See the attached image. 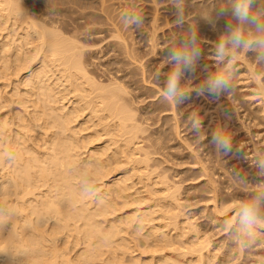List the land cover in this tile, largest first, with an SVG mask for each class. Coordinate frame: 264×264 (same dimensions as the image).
Returning a JSON list of instances; mask_svg holds the SVG:
<instances>
[{
    "label": "bare ground",
    "instance_id": "1",
    "mask_svg": "<svg viewBox=\"0 0 264 264\" xmlns=\"http://www.w3.org/2000/svg\"><path fill=\"white\" fill-rule=\"evenodd\" d=\"M76 1L77 0H0V264H189V263L191 264V261L193 262L192 264H194V263H196V264H207V263L213 264L214 262L216 263V261H215V259H216L215 255L216 254L214 256L213 255L211 256V254H212V252L218 251L219 249L214 250V251H212L213 250L212 248H211L212 250L210 249V245L212 243L211 241L213 239L210 240L209 235L212 233H208L209 230H206L208 227H203L202 224L197 225L200 220L198 222H195V225L193 224L194 222H192V220L197 218V216L195 217V216L191 215L192 217H190V218L188 217L189 215L186 213L187 211H184V208H186L188 206L184 207L185 203L183 201V198L181 201V199L179 197V195L182 194L179 192V189L180 188L184 189L183 187H181V185H179L181 180H178L175 182V179L174 178L172 179L170 174H168V173H170L169 170H171V169H169L170 166L169 167L168 166L162 167V165H163L162 163H165V161H164L165 157L164 158H159V157L157 158V156L155 155L158 152H160V154L164 153L165 152L164 149L166 147L168 148V146L170 145L169 141H168L169 139L167 140L168 136H166L168 134L167 132H166L165 136H166V140L168 142H166V144H165V141H166L165 136H162L163 134H158L159 129H160V131L162 129V131H164V132L166 129L165 128H159L158 130L156 129L157 133H154V130L150 131L148 129V127L150 126L149 123H148L149 126L146 127L147 123L140 120V116L142 119V116L144 115L143 113L146 111L145 110L146 108L144 109L145 111H143V113L139 114L141 112V110L138 113V110H139L138 107L140 106V104H139V106L136 104L137 96L135 95L136 92L134 93L133 91L134 90L136 91V89L139 87L138 82L140 84H141L140 81H142V80H143V82L144 81L147 82L148 81L147 78L150 76H148L146 70L144 71L145 68H142V66H141V68L143 69V70L142 69L141 70L146 72L144 74L148 76L146 78V76L143 75V72L142 71L140 72V68L138 67L139 65L137 62H139V61L141 62L143 59V56L139 55V59H140V56H142L141 57L142 59L137 61V59H138L137 56L141 50L138 52V54L134 52L135 54H137V56H135L133 54V51L134 50L138 51V50L137 49L132 50L133 47L130 45L128 46V44H130V42H131L130 35L132 34V30H130V32L127 33V34H129L128 36L124 35V36H126V37H124V39L129 37L128 39H130V42L127 39H125V41H124V39L122 37L123 32H124L123 30L126 29L127 27H129L128 26L129 24L127 25V23H126V21H128V19H126V20L123 19V20H125L124 23H126V25H127V27H126L122 23L123 20L120 21V19H119L120 17L118 18L117 17L118 15L115 14V11L119 9L118 10L119 12H117V13H119V15L122 16L123 15L122 11H124V10H121V12H120V8H121L120 4H122L123 1L128 3V1H126V0H93L92 2L95 5L92 4V5H87L85 7V6H81L82 4H80V6H77L78 8H80V10L78 9L79 14L78 15L74 14L75 16H78L79 19L81 18V20L84 21L86 23V25L89 24L88 25L89 27L91 25L93 26V24H90V23H96L99 21H100V23L103 22L104 24L102 23V25L103 26L105 25V28L103 27V29L111 30V34L109 31L108 32H109V35H113V36L112 37L109 36V37H111L112 39L115 37L111 41V47L113 48V50H117V54H122L123 57H120L122 55L118 56L116 54V56H118L119 58L115 57L114 60H109L110 66H109V64L107 65L108 67L104 66L103 69L105 67H107V68L104 70V72H102V69H101L102 73L96 72V70L94 69L97 64H95V66L92 65L93 62H91V61L93 60V57H91L92 60L90 59L91 60L90 61L88 56L86 55L87 47L85 48L86 50L84 49V47L87 46L88 43L83 44L82 40L79 39L80 34L82 32H80V31L78 32V29H77L78 23L74 24V26L77 27L74 29V27H71L73 25V21L70 22L69 21L70 19H68V17L66 18V15L65 16L63 15L64 13L67 14V12H64L65 10L75 12L74 11L75 9H74L73 5H71V3H74V5L76 6V3H75ZM81 1H84V0H81ZM94 1H97V4ZM132 1H134V0H131L130 2H132ZM139 1L140 2L143 1L144 6L146 4H149V6L150 5H154V6L159 5V4H157V2H154L155 4L149 3L152 0L151 1L149 0V2H148V0H145L148 2V3L146 2V4H145L144 0H138V2ZM167 1H169V0H167ZM188 1H190V0H188ZM188 1H187V3H188ZM192 1L193 0H191L190 2H192ZM202 1L197 2V3H199V5H200V3L204 2V1L203 2ZM205 1H207V2L202 7V10H203L202 12L206 13V14H204V17L205 16L208 17V14H209V16L212 18L216 17L217 10L220 7L226 6L227 2H228V0H214V2H213V0L212 1L211 0H209V1L205 0ZM159 2L160 1H158V3ZM161 2H162V6L164 3H166L162 0H161ZM169 2L171 3V1H169ZM86 3H87V0H86ZM117 3H118V9L116 7L117 5H115ZM83 4H84V2H83ZM123 4H122V8H123ZM132 4H128V5L132 6V8H133L134 6ZM193 4H194V1H193ZM195 4H196V1H195ZM188 5H189V3H188ZM188 5H187V9H188ZM190 5H192V4H190ZM126 6L127 5L125 4V7H124L125 9H126ZM139 6H140V4H139ZM165 6H167V5H165ZM196 6H198V5H196ZM196 6H194V7L198 8ZM140 7H137V8H140ZM200 7H201V5H200ZM253 7H254L255 11L261 12V14L264 15V0H257V4H255ZM160 9L158 8V11ZM187 9H186V11L189 13V10H187ZM151 10H152V8H151ZM194 11H195V9L192 11V15H193ZM198 11L200 12L201 10H198ZM202 12L199 13L200 15L198 14V19L200 20L201 23L197 22L194 25V27L192 25V28H201L202 29L203 27L206 26V23L208 21L205 19H207V17L204 18L201 14ZM158 14H160V11ZM115 15H117L116 16L117 18L115 17ZM132 16H131V18H132ZM152 16H153L152 17L153 19L152 18H151L152 20L150 19V21H152V22H150L151 23V29H153V27H155L157 25L156 23L158 20H160V21L162 20V19L157 20L158 16H159L158 18H161V17H160V15H156V12H155V15L152 14ZM128 17H130V16H128ZM187 17H189V15ZM219 17H222L221 22H220V26L222 24L224 27L226 24V21H227V16H219ZM75 18H74V21H75ZM121 18H125V16L124 17L122 16ZM133 18H134V16H133ZM166 19H167V17H166ZM184 19H186V17ZM218 19L220 20V18H218ZM218 19L216 21H219ZM153 20H156V22H154L156 25L153 23ZM82 21H80V22H82ZM166 21H168V20H166ZM166 21H165V23H166ZM171 21H173V20H171ZM213 21L215 22V20H213ZM69 22L72 23L71 26L69 25ZM75 22H77V21H75ZM119 22H121L124 26L122 27V25ZM193 22H195V21H193ZM100 23H98V24H100ZM152 23L154 26L152 25ZM98 24H96V25H98ZM135 24H137V23L135 22ZM160 24H161V22H160ZM192 24H194V23H192ZM211 24H209V25H211ZM132 25H131V29H132ZM217 25H218L217 23H216V25L214 23V25H213L214 28H216L215 26H217ZM133 26H135V25H133ZM94 27H96V26H94ZM149 27L150 26L148 25L147 28H149ZM82 28H84V27H82ZM209 28H208V30H209ZM79 29H81V28H79ZM89 29H87V30H89ZM94 29H96V28H94ZM127 29H130V28H127ZM169 29L171 30V28H169ZM213 29H212V32L214 33L213 37H215V35H217V34H215L216 31L214 32ZM223 29L224 28H222L221 30L219 29V33H222ZM87 30H86V32H87ZM96 30H95V32H96ZM145 30H147V29H145ZM170 30H168V34L173 32L172 30L171 31ZM215 30H217V29H215ZM82 31H85V30L82 29ZM220 31H222V32H220ZM98 32H96V33H98ZM101 32L103 33V31H101ZM125 32H124V34H125ZM147 32H148V30H147ZM201 32H203V31H201ZM204 32H206V30ZM206 33L207 34L206 35L204 34V37L205 36L207 37V35L209 36V34H208L209 32H206ZM89 34H91V33H89ZM153 34L155 35L156 32L152 33V35ZM159 34L157 36H159ZM163 34H161V35H163ZM176 34H175V37H177ZM141 35H143V34H141ZM154 35H153V38L154 37L158 38L156 35L155 36ZM250 35H254V34H250ZM147 36L151 37L148 34H147ZM173 36H174V34H173ZM102 37H105V36L103 35ZM109 37L107 35V39H110ZM171 37H172V34H171ZM200 37H201V35H200ZM120 38H122V39H120ZM153 38L147 39V40H149V39L152 40L150 42V44L151 43L153 44V40L155 39V38L154 39ZM177 38H181V37L179 36ZM202 38H203V36H202ZM208 38H211V37H208ZM159 39H160V37H159ZM212 39H214V38H211V40ZM101 40H102V38L100 39V42H101ZM126 40L128 41V43L126 42ZM184 40H185V38H183V41ZM216 40H217V38H216ZM156 41H157V39H156ZM156 41L153 45H150V47L151 46H152V48L153 47L155 48V46H156V48L159 47V46H157L158 42H156ZM173 41L175 42V40H173ZM133 42H135L134 38H133ZM148 42H147V44H148ZM95 43L93 42V43H89V44H91V46H92ZM210 43L212 44V42H210ZM214 43H216V41ZM177 44H180V43L178 42ZM177 44H176V46H177ZM83 45H84V47H83ZM109 45H110V43H109ZM181 45H182V43H181ZM179 46H177V47H179ZM89 47H90V45H89ZM135 47H137V46H135ZM112 48H111V50H112ZM152 48H151V50H152ZM138 49H141V48L138 47ZM154 50L155 49H153V51ZM149 51H150V49H149ZM242 51L245 53L247 50L246 51L242 50ZM242 51H240V52H242ZM242 53H240V54H242ZM124 54H125V56H124ZM140 54H141V52H140ZM243 54H242L243 59L242 58L241 59L245 63L247 62L246 65H245V63L243 64L244 67L249 66L247 68V72L253 71L254 75L256 77L252 74L255 78H253V76H252V80H249V77L251 79V76H250L251 72H250L249 74H247L249 76V77L247 76L248 80L246 78V80L248 82L244 81V79H242V77L246 75L247 72H245V75L243 74L241 79L243 80V82H245V83L247 82V85L245 83L244 84L246 87L248 86V88L250 87V85H248V83H251V81H254V79L258 80V82L256 81V83L260 84L261 88L258 89L256 87L259 85H256L253 88L254 89L256 88L255 91L257 89L258 90L261 89L260 91L263 94L259 93L257 95V93H256V96L254 95V97L258 98V96H263V100H264V77L263 78L261 77L263 75L261 73H264V60L257 59V53L255 51H248L247 57L246 56L244 57ZM93 56L96 57V55H93ZM144 56L146 57V55H144ZM238 56H240V55H238ZM238 56H237V58L240 59V57H238ZM95 57H94V59H95ZM128 57L130 59L126 60V59H128ZM96 59H97V57H96ZM151 59H153V58H151ZM241 59H240V63L237 62V66H238V63L240 66ZM97 62H99V61H97ZM106 62L108 63V61H106ZM140 62H139V64H141ZM142 62H144V61H142ZM100 64H99V66H100ZM144 64L145 63H142L141 65H143V67H144ZM147 64H149V63H147ZM254 66L257 68L255 69ZM241 67L240 68L237 67V68L241 69ZM244 67H242V68H244ZM96 68L98 69V65ZM157 69H159V68H157ZM224 70H226V69H224ZM237 71H239V70H237ZM25 72H27V73H25ZM138 72H139V74L142 73L140 76H145L144 79L142 77H141L142 79L139 78L140 76H139V74H137ZM243 72L241 71V73H243ZM22 73L24 75H22ZM241 73L237 74L238 76H236V78L238 77V80L240 78L239 75ZM150 78H152V77H150ZM232 79H233V77H232ZM190 80H192V79H190ZM236 81L237 80L235 79V82ZM239 81H237V82H239ZM152 83H154V81ZM254 83L252 82V85ZM151 85H153V84H151ZM145 86L149 87L150 84L145 85ZM188 87L189 86H187V88ZM242 87L238 86L239 90L244 91V89H240ZM243 88H245V87H243ZM142 89H143V87H142ZM145 89L146 88H144V90ZM156 89H159V88L157 87ZM246 90H245V92H247ZM248 90H249L248 92L251 91L250 89H248ZM140 91H141V87H140ZM243 91H242V93H243ZM157 92H160V91L155 90L154 94ZM137 93H138V91H137ZM148 93H149V95L152 94L150 92H148ZM252 93H249V95H248L249 99H250V96ZM246 94H248V93H245L244 95L242 94L243 98H245L247 96ZM159 96L160 95H158V97ZM248 96L246 97L247 99H248ZM141 97H143V96H141ZM138 98H140V95ZM157 99H159V98H157ZM236 99H237V97L235 98V101H236ZM253 99L254 98H252V100H251L252 102H253ZM168 100L166 103L168 105H170V102H171L170 107H173L174 106L173 100H171V101L169 100V103H168ZM260 100H261V98L259 100H257V102ZM237 101H239V100H237ZM249 102H250V100H249ZM257 102L254 101L253 103H257ZM262 102H264V101H262ZM151 103L152 102H150V105H151ZM235 103H233V104L236 105ZM134 104H136V106ZM259 104L262 105L263 103L259 102L255 106H257V105L259 106ZM156 106H159V102L157 105L155 104V106H154L155 109H157V111H158L159 109ZM236 106H235V110L237 112L238 109H236ZM154 107L150 108L151 113H152V109ZM241 107L242 106H240V108ZM263 107H264V105H263ZM159 108L161 109V106H159ZM258 108H261V107H258ZM163 109L165 111V107ZM250 109H251V107H250ZM254 109H255V107L252 106L251 110H254ZM148 110H149V108H148ZM148 110H147V112H145V114L149 112ZM168 110H170V108H168ZM168 110L166 112H168ZM171 110H172V108H171ZM257 110H260V109H257ZM257 110L255 109V111H257ZM153 111H155V110H153ZM174 111H175V109H174ZM174 111L172 110V114L175 116L176 114H174L175 113ZM243 111H244V109H243ZM245 111H246V109H245ZM159 112H162V111L159 110ZM246 112L248 113V110ZM260 112H262L261 116L263 117L264 111L262 110ZM154 113H156V112H154ZM259 113H258V115H259ZM173 115L170 114V118ZM243 115H246V114L243 113ZM164 116H165V114H164ZM174 116L172 117L173 119L171 121H175ZM178 117H180V116H178ZM253 117H254V115H253ZM253 117H252V119H253ZM262 117H260V118H262ZM238 118H239V115H238ZM146 119L147 118L145 116L144 120H146ZM175 119H177V118L175 117ZM256 119L258 121L257 117H255V120L254 119L253 120L255 122H257ZM263 119L264 118H262V120ZM166 120L168 123V119H166ZM178 120H177L176 126H179L178 124H180L182 119L180 120V122H178ZM240 120H241V118H240ZM250 120H248V122ZM253 120H252V122H253ZM142 122H144L145 125ZM193 122H194V120H193ZM240 122H242V121H240ZM175 123H176V121L174 122V125H175ZM171 124H172L173 128L171 127ZM247 124H249V123H247ZM257 124H259V122H257ZM174 125H173V123H169L168 126H163V127H169L168 131L170 129H173V131L171 130V132L172 133L175 132V136H176L177 134H180V131H179V133H177L178 128L176 127V129H175ZM253 125H254V123H253ZM255 125H254V128L257 130L259 126L256 128ZM157 126H159V125H157ZM261 126L264 127V125H261ZM159 127H161V126H159ZM245 128H246V126H245ZM163 129H165V130H163ZM248 129H252V127L248 128ZM248 132H249V130H248ZM259 133H260V135H261V133L264 134L263 128H262L261 132L259 130ZM259 133H258V135H259ZM170 135H172V134L170 133ZM173 135L171 136L172 139L174 137ZM260 135H259V137H260ZM255 136H256V134H255ZM171 137H170V139H171ZM184 137L182 136L180 138L183 140ZM262 138H264V136ZM172 139L170 140L171 142L173 141ZM175 139H178V138H175ZM200 139L202 140V138H200ZM261 140H263V139H261ZM183 142H186V141H183ZM188 143H187V145L189 146V144H191L192 142L189 144ZM179 144H180V142H179ZM255 144H256V142H255ZM191 145H193V144H191ZM170 146H172V145H170ZM170 146H169V148H170ZM199 146L202 147L201 145H199ZM254 146L255 145H252V146L250 145V147H253V148H254ZM258 146H260V145H258ZM210 147H211V145H210ZM207 148H209V147L207 146ZM247 149H248V147H247ZM162 150H164V151L161 152ZM171 150H170V152H171ZM180 150H181V148H180ZM184 150L186 151V149H184ZM195 150H197V149H195ZM195 150H194V152H195ZM253 150L259 151V149H256V148H254ZM217 151H218V149H217ZM256 151H255V153H256ZM166 152H169V151H166ZM198 152H199V150H198ZM192 153H191V155H192ZM208 153H210V152H208ZM167 154L168 153H166V156H167ZM170 154H168V155L170 156ZM195 154L198 156L199 153L198 154L195 153ZM257 154H259V153L257 152ZM257 154H255V155H257ZM260 154H261V152H260ZM161 155H164V154H161ZM171 155H173V154H171ZM202 155H203V153H202ZM202 155L199 154V156L196 158L200 157L202 159V157H201ZM207 155L208 154L204 153V156H206V161H207L208 157L210 158V156L207 157ZM250 156H251V154H250ZM259 156H264V155H259ZM170 157H172V156H170ZM179 157H181V156H179ZM189 157H191V156H189ZM216 157H217L216 159L219 158L218 153L216 154ZM193 158H194V155H193ZM196 158H194V159H196ZM161 159L163 160L162 163H161V161H162ZM176 159H177L176 163H178V159L180 160L181 158H176ZM262 159L264 161V157H261L260 160L262 161ZM167 160H169V159H167ZM197 161H195V162L197 163ZM181 162H184V161H180L179 163H181ZM204 162H202V164ZM216 162H218V161H216ZM206 163L208 164L209 161ZM207 164L202 165V167L206 166V169L210 168L208 170L212 171V174H210L211 173L210 171H208V172H210V173H208L207 170L201 171V173H204V171H205L206 173L210 174V176H208V174H207V177H211V175L217 176L218 173H223V172L226 173L228 171V170L225 171L226 168L224 167V165L221 166L222 165L221 164L220 166L218 165L219 168L218 167L217 168L220 169V167H223L224 169H222V170H224V171L218 172L215 175L216 171L215 172L213 171V170H216L215 167L214 168H211L210 166L208 167ZM215 164L217 166V164H220V163H215V161H214V165ZM158 165L162 167L161 168L162 170H160ZM211 165H212V163H211ZM200 167H201V165H200ZM170 168H173V167H170ZM253 168H252V170H254ZM167 169H169L168 172H167ZM188 169H189V167H188ZM202 169H205V167H203ZM180 170H181V168H180ZM188 172H189V170H188ZM213 172H214V174H213ZM228 172H227V174H230ZM197 173H199V170L197 171ZM201 173H199V174L201 176H204ZM153 174L157 177H154ZM179 174H181V172ZM179 174H178V176L177 175H175V176L181 177V175H179ZM200 175H198V176L195 175V176L199 177ZM222 175L223 174H221V176ZM172 176H174V174ZM191 176H192V173H191ZM191 176H189V177L191 178ZM230 176H231V174H230ZM156 178H158V179H156ZM211 178H212L213 183H214V181H216V179L213 176ZM211 178H209V179H211ZM209 179L206 180L207 181L206 184L211 181ZM186 181H188V180H186ZM249 181L250 180H248V182ZM259 181H260V179H259ZM216 182H219V180H217ZM232 182H233V180H232ZM235 182H236V180L234 179L233 183H235ZM261 182H263L262 179H261ZM201 183H203V181L200 182V184ZM228 183L229 182H227V184H226V182L223 183V184H225L226 190H228L230 187H231V189L233 188L232 187L233 185L231 182H230L231 186H230V184H229V186H226V185H228ZM247 183L245 182V184H247ZM155 184L157 186L158 185L160 186V184L162 186L164 184V187L163 188L160 187L161 189H159V187L157 188L156 186H154ZM204 184H203V186L206 185V184L205 185ZM215 184H217V183H215ZM235 184H238V182H236ZM212 185L213 184L211 183V185H209V186H212ZM252 185H254V184H251V186H248V187H251L250 189L254 190L252 188H256V187H253ZM255 185H256V183H255ZM179 186H180V188H179ZM194 186H195V184H194ZM194 186L192 184V186L190 188H192ZM197 186L200 187L199 183H197L196 187H194V188H197ZM209 186L207 189H209ZM213 186L216 187V185H213ZM239 186H241L239 188H243L242 187L243 185H241V183L239 184ZM246 186L244 188H246ZM261 186L264 187L263 185H260V187ZM212 187L210 188L211 190H212ZM217 187H219V186H217ZM217 187L215 188L216 190H217ZM227 187H229V188L227 189ZM237 187L238 186L236 185V188ZM260 187H258V188H260ZM190 188H189L188 192H191ZM194 188H192V189L196 192V190ZM246 189H247L246 191H248V188H246ZM185 190H187V189H185ZM203 190H205L204 192L211 191V190L206 191L205 187L203 188ZM234 190H235V188H234ZM260 190H261V188H260ZM163 191H166V192L164 193ZM256 191H257V189H256ZM162 192H163V194H161ZM182 192L186 193V191H184V190H182ZM199 192H202V190H199ZM211 192H209V193H211ZM243 192H245V191H243ZM214 193H215V196H213V199H214V197L217 198L216 197L217 192L214 191ZM235 193H237L236 190H235ZM187 194H189V193L184 194V198L187 196ZM219 194H220V192H219ZM245 194H247V192ZM202 195H204V194L202 193ZM229 195L231 196L232 194L230 193ZM258 195H260V193H258ZM205 196H206V194H205ZM232 196L228 200H230V199H231L230 201H232L234 199L236 200L237 195L235 196V194H234ZM188 197L189 196H187L186 198H188ZM207 197H210V196L207 195ZM162 198H164L165 200H163ZM195 199H196V197H195ZM188 200H189V198L187 199V201ZM197 200H199V199H197ZM197 200H194L195 203ZM201 200H203V199H201ZM206 200H208V199H206ZM226 200L227 199L223 195L220 196V198L218 200L221 203L220 206H218V204L216 203L217 199L215 200V202H214L215 206L213 205L214 206L213 207V214L215 213L214 211L217 208L218 209L216 212H218V211L220 212L222 210V209H220V207L223 208L224 205L227 206V203H230V201L228 202V200L227 201ZM239 200H242V199H241V197L239 199V196H238L237 201H239ZM225 202H227V203L225 204ZM239 202H242V201H239ZM243 202H244L243 204H245V202H247L246 198ZM216 204H217V208H216ZM233 204H234V202H233ZM158 205H159V208H158ZM179 205L182 207L183 210L180 208L181 209V211H180ZM204 206L206 207V205H204ZM226 206L223 208L224 209L223 212L226 211V209H225ZM235 207L236 206H234V208ZM158 209H160V210L158 211ZM189 209H191V208H189ZM260 210H262V209H260ZM160 211H161V213L158 214V212H160ZM183 211L186 213L187 216H185V217L188 218V221H190L189 222L190 224L187 222V220H186L187 218H183V221L186 223V226H184V224L182 222L180 226H183V227H179V228L183 230V228H186L188 225H190V226L192 225L191 228L194 225L196 227V229H195V227H193L192 229H194V231L198 230L200 232L201 229L199 230V228H200L199 226H201L204 229L206 228L205 230L202 229L203 232L206 231V233H203L204 235H202V237L207 236L206 234H208L207 237H203V238L201 236L196 237L197 235H199L198 231L195 233L192 229L189 228L190 227L189 226L188 228L184 229L185 232H183L182 230L180 231V232H183L182 236H184V235L186 236L188 234L187 232L190 233V231L192 230L195 235L197 234L195 236L196 238L194 236H191L189 239L186 238L188 241L186 239L181 240L180 238H182V237L179 238L180 235L179 236L177 235L176 229H175V228L179 229L178 228L179 224L175 223V222L182 221V220H179V218L183 214H185ZM263 212L264 211L262 210L260 215H262ZM213 214H211V215H213ZM233 214H234V212H233ZM215 215H216V213L213 216H215ZM213 216H212V219H213ZM177 217H179V218H177ZM233 217L236 218V216H233ZM233 217H231V220H233ZM262 217H264V216H262ZM192 218H194V219H192ZM177 219L179 221H177ZM172 220H173V222H172ZM213 220L216 222L215 219H213ZM219 220H218V223H220ZM261 220L262 221H258V222L261 223L264 221V219H261ZM222 222H223V220H222ZM172 223L174 224L173 226H175V224H178L175 226V228L172 226V228L175 229L174 233L176 235L171 231L173 229H170L168 227L166 228V226H168L169 224L171 225ZM202 223H204V222H202ZM260 223H259V225H260ZM220 224H222V223H220ZM228 224H230V222ZM207 225H205V226H207ZM263 225H264V222H263ZM211 226H213V225H211ZM228 226H225V227H228ZM241 226H242V228L244 227L242 224H241ZM197 227H199V228H197ZM237 227L240 228L238 226V224H237ZM234 228H236V225ZM242 228H240V230H242ZM256 228L257 227H255V230H254L256 236L253 232L255 239L252 238L253 237L252 233L248 232L250 229L246 228L248 230L247 231L248 234L246 232H242L243 230L241 231L242 235H243V233H246V235L250 234L252 236L251 237L249 235V237H251V238L247 242H246V240L249 237L248 236L247 237L242 236L246 239L245 242L247 243V245L248 244L250 245L249 241H251V240L255 241L256 240L257 232H258L257 230L259 229L258 228L256 230ZM221 229L219 231H221ZM186 230H187V232H186ZM238 230L239 229H237V231ZM244 230H245V227H244ZM250 231L252 232V230H250ZM180 232H178V234ZM240 236L241 235L239 233L238 237L241 239ZM260 236L262 237V235H260ZM263 236H264V234H263ZM231 237L233 238V234ZM238 237H237V240H238ZM192 238L195 240L192 241L193 240ZM217 238L219 239V237H217ZM243 239H241V240H243ZM221 240L223 241V239H221ZM221 240H220V242H218V245H219V243L221 245ZM241 240H238L239 242H236L238 249L235 248L237 246L234 247L232 242H230L232 245H230L227 248L226 246L229 245V243H227L228 239H227V242L225 240H224V242H222V244L225 242L227 244V245L224 244V246L226 248L225 249L226 253L221 251V249L219 250V251L223 252V255L221 254L223 257L222 256H221L222 258L220 257L219 264H223V263L227 264V261H231V262H228L229 264H231L232 259L234 260L233 264L235 261H237V259L234 256H232V254H234V253H231V252L235 251V249H236V250H240V256H241V253L242 254L244 253L243 250L245 248L242 249V247H244V242L242 241L243 242V245H242V243L240 242ZM259 240L264 242V240L261 238H259L258 241ZM252 241H251V243L253 244ZM258 241L255 243H257L258 245L260 243H262V242L258 243ZM234 243H235V241H234ZM236 243H235V245H236ZM246 243H245V245H246ZM257 244L252 245V246H256V247H252V246L249 247V248H253L252 252L255 248L258 247ZM183 245L188 247V248L185 247L186 248L185 249ZM218 245H214V248H215V246H216L215 249L219 248L220 245L219 246ZM181 247L183 248L184 253H183V250L180 249ZM222 247H223V245L220 246V248H222ZM233 248H235V249L233 250ZM259 248H260V246H259ZM248 249H247V251H248ZM241 250L243 252H241ZM219 251L217 253H220ZM247 251L245 252V254H247V255L244 254V256L250 257L248 254L249 251L248 252ZM250 251H251V249H250ZM254 251H256V250H254ZM210 252H211V254H210ZM256 252H255V254H254V252L252 254L257 256V257H259V256L261 257L264 254L263 253L264 251L260 255H259L260 251H258L259 252L258 255H256L257 254ZM187 253L188 254L190 253V257L192 258L191 260H189L190 258H186ZM249 253H251V252H249ZM182 254L185 257L182 256ZM238 254H239V252L236 253V256H237L238 262H239L243 258H240V256L238 257ZM253 255L251 256V258L253 257ZM188 257H189V255H188ZM207 257H209L210 260H211V257H212V259L214 257V259H213L214 261L212 260L213 263ZM230 257H231V260H230ZM248 257H246V258L249 262H251L253 264H255V263L260 264L259 261H258V263L255 261L256 260L255 258H254V262H253L252 260L248 259ZM239 258H240V260H239ZM207 259L210 262H208ZM260 259H262V261H264L263 260L264 256H262ZM218 260H219V258H218ZM242 261L244 262L245 259ZM242 261L237 263V264L243 263ZM249 262L245 261V264L246 263L248 264ZM251 263H249V264H251ZM235 264H236V262H235ZM261 264H262V262H261Z\"/></svg>",
    "mask_w": 264,
    "mask_h": 264
},
{
    "label": "rangeland",
    "instance_id": "2",
    "mask_svg": "<svg viewBox=\"0 0 264 264\" xmlns=\"http://www.w3.org/2000/svg\"><path fill=\"white\" fill-rule=\"evenodd\" d=\"M81 0H77L75 3H76V6L74 5V3H71V5H73V7H74V11L75 12H73V11H64V12H67V14L66 13H64L63 15L65 16L66 15V18L68 17V19H70L69 21L70 22H72L73 21V25L71 26V24L72 23H70L69 22V25L71 26V27H74V29L75 28H77L78 29V32L80 31V32H82L81 34H80V40H82V43L83 44H89V43H95L94 45H92L91 46V44H89L90 45V47H89V45L87 44V46H85L84 47V45H83V47H84V49L87 47V51H86V55L88 56V58H89V60L91 59V57H93V60L91 61V62H93L92 63V65L93 66H95V64H97L98 65V69L96 68L97 67V65L95 66V70H96V72H99V73H102V72H104V70L108 67L107 65L109 64V60H114L115 59V57L117 58L118 56H120V55H122V54H117V50H113V48L111 47V41L115 38H111L113 35H109V32H110V34H111V30H105V29H103V27L105 28V25L103 26L102 25V23L103 22H101L100 23V21L99 22H96V23H90V24H93V26L91 27H89L88 25L89 24H87L86 25V23L84 22V21H82L81 20V18L79 19V17L78 16H75V15H78L79 14V10H80V8H78L77 6H80V4H82L81 6H87V5H95L92 1L93 0H87V3H86V0H84V1H81ZM126 1H128V3L127 2H124L123 1V8H122V4H120L121 5V8H120V12H121V10H124V11H122V16L124 17L125 16V18H121L122 16L121 15H119V13H117V12H119L118 10V3L117 4H115V5H117L116 7H117V9L118 10H116L115 11V14H117V15H115V17L117 16L119 19H120V21H122L123 19H128V21H126V23H127V25L129 26V27H127V25H126V23H124V21L125 20H123L122 21V23L127 27V28H130V29H127L126 27V29H124L123 31L125 32V34H124V32H123V39H124V37H126V36H124V35H129V34H127V33H129L130 32V30H132V34L130 35V39H131V42H130V39H128V38H125V39H127L129 42H130V44H128V46L130 45V46H132L133 48H132V50L133 49H137L138 51H136V50H134L133 51V54L135 55V56H137V54H138V52L140 51L141 52V54H140V52H139V54H138V56H137V61H139L140 59H142L141 57L143 56V59H142V61H144V62H140L141 64L142 63H145L144 64V67H143V65H141V64H139V62H137L138 63V67L140 68V72L143 70L142 68H145L144 69V71L146 70V72H147V74H148V76H150V77H152V78H150V77H148L147 75H145L144 73H146V72H144V71H142L143 72V75H145L146 76V78H147V82H143V80L142 81H140L141 82V84L138 82V84H139V87L136 89V91L134 90L133 92L135 93L136 92V96H137V101H136V104L139 106V104H140V106L138 107V113L140 112V110H141V112L139 113V114H141V113H143V111H145V112H147V110H148V108H149V112L148 113H146L145 114V112L143 113L145 116H146V120H144V118H145V116L143 115L142 116V119H141V116H140V120L141 121H144L145 123H147V125H146V127L147 126H149V124H150V126L148 127V129L150 130V131H153L154 130V133H157V130L159 129V128H165V129H163V130H165V132L164 131H162V129H161V131H160V129H159V131H158V134H163L162 136H165L166 135V132L168 133L166 136H172L173 134V139H172V137H171V139L174 141H170L171 139H170V137L168 138L167 137V140L169 141V144L170 145H172V146H170L168 143V145L170 146V148H169V146H168V148L166 147L164 150H165V152L164 153H161V154H164V155H161L160 154V152H158L157 154H155L156 156H157V158L159 157V158H164L165 157V163H162L163 162V160L161 161V163L163 164L162 165V167L163 166H170V167H173V168H170L169 167V169H171V170H169V169H167V172H168V170H169V172L170 173H168V174H170V176H171V178L173 179H175V182L176 181H178V180H181V184L179 183V185H181V187H183L184 189H182V188H180V186H179V192L180 193H182L181 195H179V197H180V199H181V201H182V198H183V201H184V207H186V206H188V207H186V208H184V211H187L186 213L189 215L188 217L190 218V217H192V216H197V218H192V219H194V220H192V222H194L193 224L195 225V222H198L199 220V222H198V224L197 225H203V227H208L206 230H209L208 231V233H212V234H210L209 235V239L211 240V239H213L211 242V245H210V249L212 250V251H214V250H220L221 249V251H223L224 253H226V248H225V246H224V244H226V242H227V239H228V242L227 243H229V245L228 246H226L227 248L230 246V245H232L230 242H232L233 243V245H234V247L235 246H237V243L236 242H239L238 240H241V239H243L244 237H242V236H248L249 237V235H246V233L248 234V232L249 233H252V235H253V237L252 238H254V234H255V232H254V230H255V227H257L256 228V230L258 231L257 232V237H256V240L258 241V239L259 238H261V239H263L264 240V236H263V234H264V225H263V222H258L257 224H256V226L255 227H253L252 229H250V230H252V232L249 230H247L246 228H245V230H244V227L242 228V226H241V221H240V219H239V217H240V208L242 207L241 205H243V201L245 200V198H246V201L247 202H245V203H248V202H250V201H252L253 199L254 200H258V201H260V204H259V207H260V209H262L263 211H264V187H260V185H263L264 186V168H262L260 165H262V164H264V161H263V159H262V161L260 160L261 159V157H264V156H259V155H264V138H262L263 136H264V134L263 133H261V135H260V133H259V130H260V132L262 131V128H263V131H264V127H262L261 125H264V119L262 120V118H264V112H263V117L261 116V114H262V112H260V111H264V107H263V105H264V102H262V101H264L263 100V96H258V98H256V97H254V95L256 96V93H257V95L260 93H262L260 90H258L259 88H261L260 87V84H258V83H256V81L258 82V80H256V79H254V81H251V83H248V85H250V87L248 88V86L246 87L245 86V84L247 85V80H248V75L247 74H249L251 71H249V72H247V68L249 67V66H245L244 67V61H242V59H243V56H242V54L244 53L243 51V53L242 52H239V54L238 55H240V56H238V57H240V59H241V64L243 65H241L240 64V66H239V63H240V59L239 58H237L236 57V62H239L238 63V68H240L241 66L242 67H244V68H242L241 67V69H238L237 68V70H239V71H236V75H234L233 76V79H232V81H233V88H234V93H232L231 95H227V96H221V97H219V98H213V97H211V96H207V95H197L196 93H195V91H194V89L200 84V83H202L207 77H209V76H211V75H213L214 73H216V72H223V71H225L224 69H225V66H223L224 64L223 63H218L216 60H215V55H214V46H215V44L216 43H214L215 41L217 42L218 41V38L220 37V34L221 33H219V29L221 30L222 28H224L223 27V25L221 24V26H220V22H221V18L222 17H219V16H217L216 15V17H213L214 19L213 20H215V25H216V23L219 25H217V26H215L216 28H214V24L212 23H210V22H207L206 23V26L205 27H203L205 30H206V32H209L208 34H209V36L207 35V39L204 37V34L206 35L207 33L206 32H204L205 30L202 28H192V25H193V27H194V25L198 22V23H201L200 22V20L198 19V14L200 13V12H202L203 10H202V7H203V5L207 2V1H205V0H193L194 1V4H193V1L192 2H190V1H188V0H184L183 1V11H184V18L186 17V19H184V23H183V25H177L176 24V22H175V11H176V9L172 6V3H170L169 1H171V0H169V1H165V0H162V1H164V2H166V3H164L163 4V6H162V2H161V0H150L151 2H149V0H148V2L149 3H151V4H155L154 2H157V4H161L160 6L159 5H150L149 6V4H146V2L147 1H145V6H144V3H143V1H139L138 2V0H134V1H132V2H130L129 0H126ZM136 1V2H135ZM158 1H160L159 3H158ZM187 1H188V3H189V5H188V3H187ZM195 1H196V4H195ZM203 2V3H200V5H201V7H200V5H199V3H197V2ZM209 1V0H208ZM212 1V0H211ZM83 2H84V4H83ZM96 4H97V1H94ZM147 2V3H148ZM169 2V3H168ZM213 2H214V0H213ZM133 3V4H132ZM187 3V4H186ZM125 4L127 5L126 6V9L124 8L125 7ZM128 4H132L134 7L132 8V6H130V5H128ZM136 4V5H135ZM139 4H140V6H139ZM143 4V5H142ZM186 6H185V5ZM190 4H192V5H190ZM119 5V6H120ZM165 5H167V6H165ZM187 5H188V9H187ZM196 5H198V6H196ZM131 8H130V7ZM165 6V7H164ZM194 6H196V7H198V8H195ZM115 7V8H116ZM137 7H140V8H137ZM163 7V8H162ZM167 7V8H166ZM170 7V8H169ZM194 7V8H193ZM201 9H200V8ZM82 8V7H81ZM151 8H152V10H151ZM157 8V9H156ZM158 8L160 9L159 11H160V14H158L159 13V11H158ZM166 10H165V9ZM79 9V10H78ZM145 9V10H144ZM163 9V10H162ZM186 9L187 10H189V13L186 11ZM195 9V11H194V13H193V15H192V11ZM201 10L200 12L198 11V10ZM151 10V11H150ZM162 10V11H161ZM155 12H156V15H160V17L161 18H158L157 16V20L158 19H162L161 21L160 20H158L157 21V25L154 23V22H156V20H153V23L156 25L155 27H153V29H151V23L150 22H152V21H150V19L153 17L152 16V14L153 15H155ZM199 12V13H198ZM152 13V14H151ZM75 14V15H74ZM131 14V15H130ZM163 14V15H162ZM165 14V15H164ZM167 14V15H166ZM189 15V17H187L188 15ZM202 14V16L204 17V14H206L205 12H202L201 13ZM73 15V16H72ZM134 16V18H133V16ZM192 15V16H191ZM200 15V14H199ZM76 18H75V17ZM128 16H130V17H127ZM131 16H132V18H131ZM167 17V19H166V17ZM75 18V21H77V22H75L74 21V18ZM78 17V18H77ZM116 17V18H117ZM140 18V22L139 23H137V18ZM191 17V18H190ZM207 16H205L204 18H206ZM210 16H209V14H208V17L207 18H209ZM218 18H220V20L218 19ZM72 19V20H71ZM153 19V18H152ZM151 19V20H152ZM196 19V20H195ZM219 20V21H216V20ZM118 20V19H117ZM166 20H168V21H166ZM171 20H173V21H171ZM189 20V21H188ZM80 21H82V22H80ZM137 23V24H135V22ZM149 21V22H148ZM165 21H166V23H165ZM186 21V22H185ZM193 21H195V22H193ZM160 22H161V24H160ZM165 24H164V23ZM175 22V23H174ZM219 22V23H218ZM77 24V27H75L74 26V24ZM98 23H100V24H98ZM121 25H122V27L124 26L121 22H119ZM153 23H152V25H153ZM173 23V24H172ZM192 23H194V24H192ZM80 24V25H79ZM95 24V25H94ZM96 24H98V25H96ZM104 24V23H103ZM106 24V23H105ZM135 25V26H133V25ZM164 24V25H163ZM191 24V25H190ZM209 24H211V25H209ZM86 25V26H85ZM131 25H132V29H131ZM148 25L150 26L149 28H147L148 27ZM170 25V26H169ZM188 25V26H187ZM208 25V26H207ZM69 26V27H70ZM90 28H88V27ZM94 26H96V27H94ZM101 26V27H100ZM154 26V25H153ZM211 26V27H210ZM82 27H84V28H82ZM96 28V29H94V28ZM210 27V28H209ZM214 29H213V28ZM219 27V28H218ZM221 27V28H220ZM79 28H81V29H79ZM89 29V30H87V29ZM100 28V29H99ZM169 28H171V30L174 32H171V33H169L168 34V30H170ZM208 28H209V30H208ZM213 29V31L215 32L216 31V33L215 34H217V35H215V37H213V32H212V29ZM82 29H84L85 31H82ZM94 31H93V30ZM99 29V30H98ZM102 29V30H101ZM145 29H147L148 30V32H147V30H145ZM165 29V30H164ZM190 29H193V30H196L197 29V31H198V33H199V37H200V35H201V37H200V39H199V43H200V46H201V48H202V55H201V58L199 59V61H198V64H197V66H196V71L194 72V73H190V74H185L183 77H182V79H181V86H182V88H183V90H185V91H187V92H189L191 95H190V98L188 99V100H186V101H182L179 105H177V103L176 102H174L173 104H174V106L173 107H170L171 106V102H170V105H168L166 102H167V100L168 99H166L164 96H162L163 95V92H162V89H163V87H164V85H165V83H166V80H167V77H168V75L170 74V71L172 70V68L174 67V63L175 62H170L169 61V59L167 58V50L170 48V47H177V46H182L181 45V43L183 44V38H187L188 37V34H189V31H190ZM215 29H217V30H215ZM86 30H87V32H86ZM95 30H96V32H98V33H96L95 32ZM105 30V31H104ZM154 30V31H153ZM159 30V31H158ZM170 30V31H171ZM101 31H103V33L101 32ZM109 31V32H108ZM134 31V32H133ZM144 31V32H143ZM158 31V32H157ZM165 31V32H164ZM167 31V32H166ZM169 31V32H170ZM176 31V32H175ZM201 31H203V32H201ZM222 31H224V29L222 30ZM222 31H220V32H222ZM91 33V34H89V33ZM106 32V33H105ZM147 32V33H146ZM156 32V36L159 34V36H157L158 38H153V35H152V33H155ZM188 32V33H187ZM202 34H201V33ZM88 35H87V34ZM95 33V34H94ZM151 33V34H150ZM164 33V34H163ZM166 33V34H165ZM177 33V34H176ZM79 34V33H78ZM102 34V35H101ZM141 34H143V35H141ZM147 34L148 35H152L151 37L156 41V39H157V41L156 42H158V45L157 46H159V47H157L156 48V46H155V48L153 47L152 48V46L150 47V45H153L154 43H155V41L153 40V44L151 43L150 44V42L152 41V40H150V39H152L151 37H148L147 36ZM161 34H163V35H161ZM171 34H172V37H171ZM173 34H174V36H173ZM175 34L177 35V37H181V38H177V37H175ZM105 36V37H102V36ZM107 35H108V37L109 36H111V37H109L110 39H107ZM137 35V36H136ZM154 35V36H155ZM166 35V36H165ZM142 36V37H141ZM170 36V37H169ZM202 36H203V38H202ZM140 37V38H139ZM159 37H160V39H159ZM175 37V38H174ZM208 37H211V38H214V39H212L211 40V38H208ZM102 38V40H101V42H100V39ZM104 38V39H103ZM117 38V37H116ZM133 38H134V41L135 42H133ZM138 38V39H137ZM148 38H150L149 40H147ZM216 38H217V40H216ZM118 39V38H117ZM120 39H122V38H120ZM125 39H124V41H125ZM178 39V40H177ZM108 40V41H107ZM110 40V41H109ZM126 40V42L128 43V41ZM173 40H175V42L173 41ZM180 43V44H177L178 42ZM99 41V42H98ZM137 41V42H136ZM149 41V42H148ZM173 41V42H172ZM214 41V42H213ZM85 42V43H84ZM147 42H148V44H147ZM203 42V43H202ZM210 42H212V44L210 43ZM109 43H110V45H109ZM126 43V44H127ZM139 43V44H138ZM171 43V44H170ZM175 44V45H174ZM176 44H177V46H176ZM203 44V45H202ZM205 44V45H204ZM208 44V45H207ZM110 46V47H109ZM135 46H137V47H135ZM179 46V47H180ZM205 46V47H204ZM108 47V48H107ZM135 47V48H134ZM138 47L139 48H141V49H138ZM207 47V48H206ZM90 50H89V49ZM111 48H112V50H111ZM151 48H152V50H151ZM109 49V50H108ZM148 49V50H147ZM149 49H150V51H149ZM153 49H155L154 51H153ZM213 49V50H212ZM86 50V49H85ZM145 50V51H144ZM111 51V52H110ZM116 51V52H115ZM156 51V52H155ZM246 51V50H245ZM109 52V53H108ZM137 53V54H135V53ZM151 52V53H150ZM247 52H248V50L243 54L244 55V57L246 56L247 57ZM146 53V54H145ZM159 55H158V54ZM240 53H242V54H240ZM116 54L118 55V56H116ZM148 54V55H147ZM157 54V55H156ZM246 54V55H245ZM92 55V56H91ZM93 55H96V57H97V59H96V57L95 56H93ZM139 55H142V56H140V59H139ZM144 55H146V57L144 56ZM155 55V56H154ZM124 56H125V54H124ZM164 56V57H163ZM94 57H95V59H94ZM120 57H123V55L122 56H120ZM153 58V59H151V58ZM119 58V57H118ZM164 58V59H163ZM130 58L128 57V59H126V60H129ZM145 59V60H144ZM162 59V60H161ZM245 59V58H244ZM246 60V59H245ZM97 61H99V62H97ZM106 61H108V63L106 62ZM147 61V62H146ZM150 61V62H149ZM106 62V63H105ZM102 65H101V64ZM147 63H149V64H147ZM247 63V62H246ZM246 63H245V65H246ZM99 64H100V66H99ZM220 64V65H219ZM149 65V66H148ZM172 65V66H171ZM219 65V66H218ZM248 65V64H247ZM104 66H107V67H105L104 69H103V67ZM109 66H110V64H109ZM141 66H142V68H141ZM148 66V67H147ZM100 67V68H99ZM147 67V68H146ZM220 67V68H219ZM224 67V68H223ZM157 68H159V69H157ZM254 68L256 69L257 67H255L254 66ZM100 69V70H99ZM101 69H102V72H101ZM142 69V70H141ZM219 69V70H218ZM222 69V70H221ZM251 69V68H250ZM98 70V71H97ZM139 70V69H138ZM221 70V71H220ZM243 72V73H241V71ZM249 70V69H248ZM153 71V72H152ZM241 73L239 76H240V78H239V80H238V77L236 78V76H238L237 74H239V73ZM245 72H247L246 73V75H245ZM25 73H27V72H25ZM161 73V74H160ZM137 74H139V72L137 73ZM142 74V73H141ZM141 74H139V76L141 75ZM151 74V75H150ZM245 75V76H243L242 77V75ZM254 75V72L252 71L251 73H250V76H251V79H250V77H249V80H252V76ZM261 74H263L261 77L263 78L264 77V73H261ZM22 75H24L23 73H22ZM164 75V76H163ZM197 75V76H196ZM138 76V77H139ZM145 76H140L139 78L140 79H144V77ZM248 76V77H247ZM255 76V75H254ZM253 76V78H255ZM142 77V78H141ZM241 77H242V79H244V81H247L246 83L245 82H243V80L241 79ZM145 78V79H146ZM246 78H247V80H246ZM190 79H192V80H190ZM235 79L237 80V81H239V82H235ZM242 80V81H241ZM154 81V83H152ZM192 81V82H191ZM149 82V83H148ZM156 82V83H155ZM250 82V81H249ZM252 82L254 83L253 85H252ZM143 83V84H142ZM236 83V84H235ZM245 83V84H244ZM149 85L150 84V86L148 87V86H145V85ZM151 84H153V85H151ZM239 84V85H238ZM242 84V85H241ZM141 85V86H140ZM144 85V86H143ZM235 85V86H234ZM256 85H259V86H256ZM152 86V87H151ZM160 86V87H159ZM187 86H189L188 88H187ZM238 86H240V87H245V88H240V89H244V91L243 90H239V88H238ZM257 87L258 89L255 91V89L253 88V87ZM140 87H141V91H140ZM142 87H143V89H142ZM155 87V88H154ZM159 88V89H156V88ZM144 88H146L145 90H144ZM151 88V89H150ZM162 88V89H161ZM253 90H252V89ZM139 89V90H138ZM148 89V90H147ZM161 89V90H160ZM237 89V90H236ZM247 89V90H246ZM248 89H250L251 91L250 92H248L249 90ZM150 92V93H152V94H150L149 95V93L147 92ZM155 90L157 91V90H159L160 92H157V93H155L154 94V92H155ZM239 90V91H238ZM245 90L247 91V92H245ZM137 91H138V93H137ZM152 91V92H151ZM242 91H243V93H242ZM260 91V92H259ZM253 92V93H252ZM255 92V93H254ZM245 93H248V94H246L247 96L249 95V93H252L251 94V96H250V99H249V96H248V99L245 97V98H243V95L245 94ZM160 95L159 97H158V95ZM243 94V95H242ZM263 94V93H262ZM139 95H140V98H138L139 97ZM157 95V96H156ZM242 95V96H241ZM141 96H143V97H141ZM237 97V99H236V101H235V98ZM261 98V100L260 101H258L257 102V100H259L260 98ZM157 98H159V99H157ZM234 98V99H233ZM252 98H254L253 99V102L254 101H256L257 103H253L251 100H252ZM256 98V99H255ZM153 99V100H152ZM166 99V100H165ZM231 99V100H230ZM246 99V100H245ZM151 100V101H150ZM157 100V101H156ZM170 101H171V99H169ZM169 100H168V103H169ZM237 100H239V101H237ZM248 100V101H247ZM249 100H250V102H249ZM139 101V102H138ZM154 101V102H153ZM232 101V102H231ZM150 102H152L151 103V105H150ZM158 102H159V106H161V109L159 108V106H156L160 111H162V112H159V110L157 111V109H155V104L157 105L158 104ZM236 102V103H235ZM239 102V103H238ZM241 102V103H240ZM249 102V103H248ZM259 102H261V103H263L262 105L261 104H259V106L258 107H261V108H258L257 106H255L256 104H258ZM163 103V104H162ZM233 103H235L236 105H234ZM253 103V104H252ZM136 104H134L135 106H136ZM154 104V105H153ZM239 104V105H238ZM177 105V106H176ZM163 106V107H162ZM170 108V110H168V108ZM191 106V107H190ZM212 106V107H211ZM235 106H236V109H238L237 110V112H236V110H235ZM240 106H242L241 108H240ZM252 106L253 107H255V109L257 110V109H260V110H257V111H255V109L254 110H251L252 109ZM152 107H154L153 109H152V113H151V110H150V108H152ZM165 107V111H164V108ZM176 107V108H175ZM250 107H251V109H250ZM146 108V109H145ZM171 108H172V110L174 111V109H175V113L174 114H176L175 116L172 114V110H171ZM240 108V109H239ZM145 109V110H144ZM168 110V112H166L167 110ZM180 109V110H179ZM243 109H244V111H243ZM245 109H246V111L248 110V113L245 111ZM262 109V110H261ZM153 110H155V111H153ZM154 112H156V113H154ZM178 112V113H177ZM240 114H239V113ZM246 112V113H245ZM252 112V113H251ZM255 112V113H254ZM260 112V113H259ZM192 113V114H191ZM243 113L244 114H246V115H243ZM258 113H259V115H258ZM164 114H165V116H164ZM170 114L171 115H173L174 116V120L176 121V123H175V125H174V122L175 121H171L173 118V116H171V118H170ZM180 114V115H179ZM239 115V118H238V115ZM250 116H249V115ZM150 115V116H149ZM152 115V116H151ZM168 115V116H167ZM191 115V116H190ZM237 115V116H236ZM253 115H254V117H253ZM178 116H180V117H178ZM247 116V117H246ZM167 117V118H166ZM175 117L177 118V119H175ZM245 117V118H244ZM250 117V118H249ZM252 117H253V119L255 120V117H257L258 118V121H257V119H256V121L257 122H259V124H257V122H255L253 119H252ZM260 117H262V118H260ZM150 120H149V119ZM160 118V119H159ZM168 119V123H167V120L166 119ZM170 118V119H169ZM238 118V119H237ZM240 118H241V120H240ZM248 118V119H247ZM163 119V120H162ZM179 119V120H178ZM182 119V120H181ZM251 119V120H250ZM177 120H178V122H180V120H181V122H180V124H178L179 126H176V124H177ZM185 122H184V121ZM193 120H194V122H193ZM247 120V121H246ZM248 120H250L249 122H248ZM252 120H253V122H252ZM240 121H242V122H240ZM144 122H142L144 125H145V123ZM154 122V123H153ZM161 122V123H160ZM245 122V123H244ZM262 124H261V123ZM149 123V124H148ZM165 123V124H164ZM169 123H173V125L175 126V129H176V127L178 128L177 130H178V132L177 133H179V131H180V134H177L176 136H175V132H171V130L173 131V129H170L169 131H168V129H169V127H163V126H168L169 125ZM196 123V124H195ZM247 123H249V124H247ZM253 123H254V125H255V127L257 128L258 126V129L256 130L255 128H254V125H253ZM152 124V125H151ZM206 124V125H205ZM247 124V125H246ZM157 125H159V126H161V127H159V126H157ZM183 125V126H182ZM198 125V126H197ZM246 126V128H245V126ZM251 125V126H250ZM153 126V127H152ZM200 126V127H199ZM220 126V127H219ZM228 126V127H227ZM243 126V127H242ZM157 127V128H156ZM171 127L173 128V126H172V124H171ZM252 127V129H248V128H251ZM184 128V129H183ZM192 128V129H191ZM224 128V129H223ZM157 129V130H156ZM189 129V130H188ZM148 130V131H149ZM182 130V131H181ZM248 130H249V132H248ZM252 130V131H251ZM255 130V131H254ZM175 131V130H174ZM188 131V132H187ZM254 131V132H253ZM147 132V131H146ZM160 132V133H159ZM162 132V133H161ZM172 134V135H170V133ZM203 132V133H202ZM257 132V133H256ZM222 133V134H221ZM258 133H259V135H260V137H259V135H258ZM191 134V135H190ZM202 134V135H201ZM213 134V135H212ZM255 134H256V136H255ZM180 135V136H179ZM214 135H219V136H221V137H226L229 141H230V143H231V145H232V147H231V150L229 151V152H221L220 150H219V147H218V145L217 144H215L214 142H213V136ZM166 136H165V140H166ZM184 137L183 138V140L180 138V137ZM212 136V137H211ZM255 136V137H254ZM262 136V137H261ZM257 137V138H256ZM175 138H178V139H175ZM200 138H202V140L200 139ZM181 139V140H180ZM187 139V140H186ZM189 139V140H188ZM199 139V140H198ZM207 139V140H206ZM261 139H263V140H261ZM165 141V144H166V142H168V141ZM198 140V141H197ZM205 140V141H204ZM261 140V141H260ZM180 142V144H179V142ZM183 141H186V142H183ZM189 143H191V144H193V145H191V144H189ZM197 141V142H196ZM203 141V142H202ZM253 141V142H252ZM259 141V142H258ZM195 142V143H194ZM200 142V143H199ZM255 142H256V144H255ZM262 142V143H261ZM175 143V144H174ZM186 146H184L183 144ZM187 143L189 144V146L187 145ZM179 144V145H178ZM201 145L202 147H200L199 145ZM206 144V145H205ZM176 147H175V146ZM192 147H191V146ZM196 145V146H195ZM210 145H211V147H210ZM217 145V146H216ZM250 145L252 146V145H255L254 146V148H256V149H259V151L257 150H253L254 148L253 147H250ZM258 145H260V146H258ZM182 146V147H181ZM194 146V147H193ZM204 146V147H203ZM207 146L209 147V148H207ZM248 147V149H247V147ZM173 149H172V148ZM175 147V148H174ZM178 147V148H177ZM191 147V148H190ZM260 147V148H259ZM180 148H181V150H180ZM189 148V149H188ZM197 149V150H195V149ZM206 148V149H205ZM250 148V149H249ZM252 148V149H251ZM172 149V150H171ZM180 151H179V150ZM184 149H186V151L184 150ZM195 150V152H194V150ZM204 149V150H203ZM210 149V150H209ZM217 149H218V151H217ZM164 150H162L161 152H163ZM170 150H171V152H170ZM183 150V151H182ZM198 150H199V152H198ZM209 150V151H208ZM166 151H169L171 154H173V155H171L169 152H166ZM173 151V152H172ZM177 153H176V152ZM255 151H256V153H255ZM193 152V153H192ZM208 152H210V153H208ZM218 153V159H216L217 157H216V154ZM254 152V153H253ZM257 152L259 153V154H257ZM260 152H261V154H260ZM166 153H168V154H170V156H172V157H170L168 154H167V156H166ZM191 153H192V155H191ZM195 153H199L200 155H202V153H203V155L201 156L202 157V159L199 157V158H196V157H198L199 156V154H198V156L195 154ZM204 153L205 154H208L207 155V157L208 156H210V158L212 159H210L209 157H208V159H207V161H206V156H204ZM220 153V154H219ZM251 154V156H250V154ZM176 154V155H175ZM183 156H182V155ZM253 154V155H252ZM255 154H257V155H255ZM175 155V156H174ZM178 155V156H177ZM193 155H194V158H196V159H194L193 158ZM179 156H181V157H179ZM189 156H191V157H189ZM254 156V157H253ZM259 156V157H258ZM168 157V158H167ZM175 157V158H174ZM185 157V158H184ZM215 157V158H214ZM223 157V158H222ZM251 157V158H250ZM176 158H181L180 160L178 159V163H176L177 162V159ZM184 160H183V159ZM167 159H169V160H167ZM210 159V160H209ZM214 159V160H213ZM224 159V160H223ZM252 159V160H251ZM254 159V160H253ZM160 160V159H159ZM167 160V161H166ZM186 160V161H185ZM190 162H189V161ZM198 160V161H197ZM202 160V161H201ZM222 160V161H221ZM180 161H184V162H181V163H179ZM194 161V162H193ZM195 161H197V163L195 162ZM205 161V162H204ZM209 161V163L207 164L206 162H208ZM211 161V162H210ZM213 161V162H212ZM214 161H215V163H220V164H217V166H216V164L214 165ZM216 161H218V162H216ZM202 162H204L203 164H202ZM211 163H212V165H211ZM260 163V164H259ZM207 164V166L209 167H211V168H214L215 167V169L216 170H213L214 172H215V175L218 173V172H223L224 170H222V169H224L223 167H220V169H218L219 168V166L221 165V166H223L224 165V167L226 168V170L225 171H227L228 173H230L231 174V176H230V174H227V172L225 173V172H223V173H218L217 174V176H214V175H211V177L213 176L215 179H216V181L217 180H219V182H216V181H214V183H213V180H212V178L211 177H207V174L208 173H210V174H212V171H210V170H208V169H210V168H207L206 169V166H203V167H205V169H202L203 167H202V165H206ZM254 164V165H253ZM160 165V164H159ZM158 165V167L160 168V170H162L161 168V166H159ZM200 165H201V167H200ZM219 165V166H218ZM256 165V166H255ZM187 166V167H186ZM254 168H253V167ZM157 167V168H158ZM188 167H189V169H188ZM218 167V168H217ZM231 167V168H230ZM158 168V169H159ZM167 168V167H166ZM165 168V169H166ZM178 170H177V169ZM180 168H181V170H180ZM191 168V169H190ZM252 168L254 169V170H252ZM157 169V170H158ZM176 169V170H175ZM183 169V170H182ZM189 170V172H188V170ZM193 169V170H192ZM195 169V170H194ZM202 169V170H201ZM235 171H234V170ZM250 169V170H249ZM156 170V169H155ZM175 170V171H174ZM199 170V173H201V171H203V170H207V172L208 171H210V172H208V173H206L205 171H204V173H201V174H203L204 176H201L199 173H197V171ZM219 170V171H218ZM252 170V171H251ZM262 170V171H261ZM159 171V170H158ZM157 171V172H158ZM173 171V172H172ZM233 171V172H232ZM156 172V171H155ZM178 172V173H177ZM181 172V174H179ZM214 172H213V174H214ZM191 173H192V176H191ZM194 173V174H193ZM155 174V173H154ZM153 174V176L154 177H157V176H155ZM174 174V176H172ZM178 174L179 175H181V177L179 178V177H177L178 176ZM210 174H208V176H210ZM220 174V175H219ZM221 174H223L222 176H221ZM226 174V175H225ZM175 175H177V176H175ZM183 175V176H182ZM191 176V178L189 177V176ZM198 176V175H200L199 177H196V176ZM219 175V176H218ZM239 175V176H238ZM221 176V177H220ZM227 176V177H226ZM238 176V177H237ZM247 176V177H246ZM184 177V178H183ZM197 179H196V178ZM218 177V178H217ZM236 180V182H238V184H235V183H233L234 182V179ZM245 177V178H244ZM182 178V179H181ZM191 180H190V179ZM209 178H211V179H209ZM226 178V179H225ZM231 178V179H230ZM156 179H158V178H156ZM195 179V180H194ZM211 180L209 183H207L206 184V180ZM228 179V180H227ZM259 179H260V181H259ZM261 179H262V181L263 182H261ZM186 180H188V181H186ZM227 180V181H226ZM231 180V181H230ZM232 180H233V182H232ZM242 180V181H241ZM248 180H250L249 182H248ZM190 181V182H189ZM203 181V183H201L200 184V182H202ZM256 181V182H255ZM226 182V184H227V182H229L228 183V185H226V186H229V184H230V182L232 183V189H231V187L229 188V187H227V189L228 190H226V188H225V184H223V183H225ZM245 182L247 183V184H245ZM160 183V182H159ZM158 183V184H159ZM190 183V184H189ZM197 183H199V185H200V187L199 186H197V188L199 189V190H202V192H199V190L197 189V188H194V187H196V185H197ZM206 185H205V184ZM211 183L213 184V185H216V187L217 186H219V187H217V190L215 189L216 187L215 186H209V185H211ZM215 183H217V184H215ZM241 183V185H243L242 187L243 188H239V187H241V186H239V184ZM255 183H256V185H255ZM157 184V183H156ZM154 185V186H156L157 188L159 187V189H161V188H163L164 187V184L161 186V184H160V186L158 185ZM183 184V185H182ZM188 186H187V185ZM192 184H193V186H194V184H195V186L194 187H192V188H194L195 190H196V192L192 189V188H190L191 186H192ZM203 184L205 185V186H203ZM220 184V185H219ZM251 184H254V185H252L253 187H256V188H252V189H254V190H251L250 188L251 187H248V186H251ZM236 185L238 186L237 188H236ZM247 185V186H246ZM207 186V187H206ZM208 186H209V189H207L208 188ZM230 186H231V184H230ZM246 186V188H248V191H246L247 189L246 188H244ZM260 187L261 188V190H260V188H258V187ZM161 187V188H160ZM190 188V190H191V192H188V190H189V188ZM206 188V191H209V190H211L210 188L212 187V192L214 193V191H216L217 192V194H216V197L217 198H215L214 197V199H213V196H215V193L213 194L211 191H209V192H211V193H209V192H204L205 190H203V188ZM234 188H235V190H236V192L237 193H235V190H234ZM185 189H187V190H185ZM215 189V190H214ZM220 189V190H219ZM240 189V190H239ZM242 189V190H241ZM256 189H257V191H256ZM259 189V190H258ZM181 190V191H180ZM182 190H184V191H186V193H189V194H187V196H189L188 198H189V200L187 201V199L188 198H184V194H186L185 192H182ZM238 190V191H237ZM220 192V194H219V192ZM243 191H245V192H243ZM255 191V192H254ZM259 191V192H258ZM164 193L166 192V191H163ZM163 192L161 193V194H163ZM178 192V193H179ZM195 192V193H194ZM247 192V194H245ZM251 192V193H250ZM179 193V194H180ZM197 193V194H196ZM202 193L204 194V195H202ZM208 193V194H207ZM227 193V194H226ZM232 194V195H234L235 194V196L237 197H235L236 198V200L234 199V200H232V201H230V200H228L231 196L229 195V194ZM239 193V194H238ZM255 193V194H254ZM258 193H260V195H258ZM196 194V195H195ZM201 194V195H200ZM205 194H206V196H205ZM244 194V195H243ZM253 194V195H252ZM193 195V196H192ZM207 195L208 196H210V197H207ZM212 195V196H211ZM224 196L227 200H228V202L230 201V203H227V202H225V204L227 203V206L226 205H224L223 206V208L226 206V211H224L223 212V208H221L220 207V209H222L220 212L218 211V212H216L217 211V204H218V206H220L221 205V203L218 201L219 200V198H220V196ZM201 196V197H200ZM238 196H239V199H240V197H241V199L242 200H239V201H242V202H239V201H237V199H238ZM261 196V197H260ZM195 197H196V199H195ZM201 199H203V200H201ZM233 197V196H232ZM193 198V199H192ZM250 198V199H249ZM163 200H165L164 198H162ZM161 199V200H162ZM185 199V200H184ZM197 199H199V200H197ZM206 199H208V200H206ZM217 199V201H216V210L214 211L215 213H216V215L215 216H213L214 214H213V207L215 206V200ZM244 199V200H243ZM162 200V201H163ZM192 200V201H191ZM194 200H197L196 201V203H195V201ZM226 200V201H227ZM250 200V201H249ZM180 201V202H181ZM233 202H234V204H233ZM238 202V203H237ZM182 203V202H181ZM220 203V204H219ZM240 203V204H239ZM242 203V204H241ZM211 204V205H210ZM232 204V205H231ZM204 205H206V207L204 206ZM214 205V206H213ZM230 205V206H229ZM238 205V206H237ZM180 206V205H179ZM183 206V205H182ZM234 206H236L235 208H234ZM157 208V207H156ZM158 208H159V205H158ZM162 208V207H161ZM160 208V209H161ZM164 208V207H163ZM182 209V207L180 206L179 207V209ZM189 208H191V209H189ZM201 208V209H200ZM212 208V209H211ZM160 209H158V211L160 210ZM178 209V208H177ZM178 209V210H179ZM181 209H180V211H181ZM186 209V210H185ZM238 209V210H237ZM177 210V211H178ZM183 210V209H182ZM202 210V211H201ZM212 210V211H211ZM262 210H260V214H261V212H262ZM179 211V212H180ZM183 211V212H184ZM233 212H234V214H233ZM237 212V213H236ZM159 213H161V211L160 212H158V214ZM182 213V212H181ZM185 213V212H184ZM186 213L185 214H181L182 216L179 218V217H177V218H179V220H182V221H179L178 219H177V221H179V222H175V223H178V224H175V226L176 225H178V228L179 227H183V226H180L181 225V223L183 222V224H184V226H186V223L183 221V218H187V217H185V216H187L186 215ZM211 214H213V215H211ZM221 214V215H220ZM233 214V215H232ZM263 214H264V212H263ZM261 215V216H264V215ZM192 215V216H191ZM207 216V217H206ZM212 216H213V219H215L216 220V222L212 219ZM233 217V216H236V218H234L233 217V220H231V217ZM230 217V218H229ZM205 218V219H204ZM209 218V219H208ZM218 218V219H217ZM197 219V220H196ZM204 219V220H203ZM212 219V220H211ZM220 219V220H219ZM223 220V222H222V220ZM225 219V220H224ZM228 221H227V220ZM237 219V220H236ZM162 220V219H161ZM187 220V222L189 223L190 221H188V218L186 219ZM218 220H219V222L220 223H222V224H220V223H218ZM175 221V220H174ZM209 221V222H208ZM229 223L230 222V224H228L227 222ZM260 221H262V220H260ZM172 222H173V220H172ZM202 222H204V223H202ZM214 222V223H213ZM208 225H207V224ZM226 223V224H225ZM259 223H260V225H259ZM190 224V223H189ZM220 224V225H219ZM225 224V225H224ZM237 224H238V226L240 227V228H242V230H240V228H238L237 227ZM170 225V224H169ZM166 226V228L168 227V228H170V229H173V230H171L173 233H174V231H175V229H176V233H177V235L179 236V238L180 237H182V238H180L181 240H184V239H189L191 236H196L195 234H194V232L196 233L197 231H194V229H192L193 227H195L194 225H193V227L191 228V226L190 225H188L186 228H188L189 226V228L190 229H192L191 231H190V233L189 232H187V230H186V232L189 234H187L186 236L184 235V236H182L183 235V232H185L184 231V229H186V228H183V230L182 229H177V228H175V226H173L174 224L172 223L170 226ZM205 225H207V226H205ZM211 225H213V226H211ZM215 225V226H214ZM219 225V226H218ZM229 225V226H228ZM233 225V226H232ZM235 225H236V228L237 229H239L238 231H237V229L236 228H234L235 227ZM263 225V226H262ZM172 226L175 228H172ZM217 226V227H216ZM225 226H228V227H225ZM200 227V228H199ZM199 227H197V228H199V230L201 229H204L203 227H201V226H199ZM214 227V228H213ZM222 228V229H221ZM224 228V229H223ZM195 229H196V227H195ZM204 229V230H205ZM213 229V230H212ZM221 229V231H219ZM227 229V230H226ZM183 231V232H180V231ZM200 230V232L198 231V233H199V235H197L196 237H199V236H201L202 237V235H204L203 233H206V231L205 232H203V230L201 231ZM189 231V230H188ZM230 231V232H229ZM246 232V233H243V235L241 234L242 232ZM248 231V232H247ZM261 231V232H260ZM178 232H180L179 234H178ZM238 232V233H237ZM253 232H254V234H253ZM182 233V234H181ZM193 235H192V234ZM201 233V234H200ZM239 233H240V237H241V239L238 237L239 236ZM175 234V233H174ZM224 234V235H223ZM229 236H228V235ZM232 234H233V238L231 237L232 236ZM236 234V235H235ZM176 235V234H175ZM207 236H208V234H206ZM221 235V236H220ZM223 235V236H222ZM260 235H262V237L260 236ZM177 236V237H178ZM207 236H203V237H207ZM227 236V237H226ZM236 238H235V237ZM255 236H256V234H255ZM193 237V238H194ZM195 237V238H196ZM202 237V238H203ZM217 237H219V239L217 238ZM223 237V238H222ZM226 237V238H225ZM229 237V238H228ZM237 237H238V240H237ZM251 237H249L247 240L244 238L243 240H241L240 242L242 243V245H243V242H244V247H242V249H244L243 251H244V253L242 254L241 253V256H240V250H236V249H238V246L237 247H235V248H233V250L235 249V251H232L231 253H234V254H232V256H234L236 259H237V261H235L236 262V264L237 263H239V262H241L242 260H244L245 259V261L246 262H249L248 260H247V258L246 257H248V256H244V254H245V252L247 251V249L249 248V247H251L252 245H254V244H257V243H255V242H257L256 240L254 241H252L253 242V244L251 243V241H249V243H250V245L248 246L247 245V241L248 240H250V238ZM259 237V238H258ZM192 238V239H193ZM235 238V239H234ZM186 239V240H187ZM191 239V240H192ZM221 239H223V241L221 240ZM231 239V240H230ZM234 239V240H233ZM255 239V238H254ZM185 240V241H186ZM195 239H193L192 241H194ZM218 240V241H217ZM220 240H221V245H223V247L222 248H220V243H219V245H218V242H220ZM224 240L226 241L225 243H223L222 244V242H224ZM230 240V241H229ZM237 240V241H236ZM245 240H246V242H245ZM188 241V240H187ZM190 241V240H189ZM191 241V242H192ZM234 241H235V243H236V245H235V243H234ZM243 241V242H242ZM260 242H262V241H258V243H260ZM245 243H246V245H245ZM263 244H264V242H262ZM262 243H260L259 245H258V247L257 248H255L254 250H258V251H260V253L257 251H254L253 250V252H254V254H255V252L257 253L256 255H258V253H259V255L264 251V245L262 244ZM190 244V243H189ZM239 244V243H238ZM252 244V245H251ZM214 245H218L219 246V248H217V249H215L216 248V246H215V248H214ZM227 245V244H226ZM184 246V245H183ZM182 246V247H183ZM212 246V247H211ZM246 246V247H245ZM259 246H260V248H259ZM263 248H262V247ZM180 248V249H182L183 250V248ZM186 246H184V248H185ZM233 247V246H232ZM252 247H256V246H252ZM186 248H188V247H186ZM185 248V249H186ZM259 248V249H258ZM240 249V248H239ZM250 249H251V251H250ZM252 249L253 248H249L248 249V251L249 252H251V253H249L248 251V254H249V256L250 257H248V259H250V260H252L253 262H254V258L256 259L255 261L258 263V261L260 262V264H261V262H262V264H264V261H262V259H260L262 256H264V254L259 258V257H257V256H255V255H253L252 253ZM218 250V251H219ZM232 250V249H231ZM211 251V252H212ZM218 251H215V252H212V254H211V252H210V254H211V256L213 255H215L216 256V259H215V261H216V263L215 264H219V262H220V257L223 255V252H221V251H219L220 253H217ZM242 250H241V252H243ZM239 252V254H238V257L240 256V258H243L242 260H240V258H239V262H238V258H237V256H236V253H238ZM183 253H184V250H183ZM207 253V252H206ZM264 253V252H263ZM218 254V255H217ZM222 254V255H221ZM251 254V255H250ZM188 255H189V257H188ZM225 255V254H224ZM245 255H247V254H245ZM253 255V259L251 258V256ZM182 256H184L183 254H182ZM218 256V257H217ZM185 257V256H184ZM223 257V256H222ZM221 257V258H222ZM186 258H190L189 260H191L192 258L190 257V253L188 254H186ZM208 259H209V257H207ZM218 258H219V260H218ZM234 258V259H235ZM207 259V260H208ZM213 259H214V257H213ZM212 259V257H211V262L213 263V260ZM260 259V260H259ZM188 260V261H189ZM208 260V262H210ZM213 260V261H212ZM230 260H231V257H230ZM264 260V259H263ZM233 259H232V263L231 264H233ZM245 261L243 262L244 264H245ZM190 262V261H189ZM228 262H231V261H227V264H229ZM235 262H234V264H235ZM193 262L191 261V264H192ZM213 263V264H214ZM243 263H240V264H243ZM249 263H251V262H249ZM248 263V264H249ZM190 264V263H189ZM194 264H196V263H194ZM207 264H209V263H207ZM211 264V263H210ZM224 264V263H223ZM226 264V263H225ZM247 264V263H246ZM251 264H253V263H251ZM256 264V263H255Z\"/></svg>",
    "mask_w": 264,
    "mask_h": 264
},
{
    "label": "clouds",
    "instance_id": "3",
    "mask_svg": "<svg viewBox=\"0 0 264 264\" xmlns=\"http://www.w3.org/2000/svg\"><path fill=\"white\" fill-rule=\"evenodd\" d=\"M175 11V22L183 25L184 12L183 0H171ZM257 0H228L227 5L217 10V16H227L224 31L215 44V60L223 63L225 71L216 72L207 77L195 89L197 95H207L213 98L227 96L234 93L232 77L237 71L236 57L242 50L255 51L257 59L264 60V15L254 10ZM208 22L213 23L209 17ZM140 18H137V23ZM254 34V35H250ZM199 33L190 29L188 37L180 47H170L167 50V58L175 62L174 67L167 77L162 89L163 96L171 99L179 105L190 98V93L183 90L181 79L185 74L194 73L202 55L199 43ZM213 142L218 145L221 152H229L231 143L226 137L213 136ZM264 168V164L261 165ZM260 201L253 200L245 203L240 208L241 224L252 229L258 221L264 219L260 215Z\"/></svg>",
    "mask_w": 264,
    "mask_h": 264
}]
</instances>
